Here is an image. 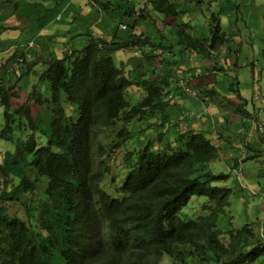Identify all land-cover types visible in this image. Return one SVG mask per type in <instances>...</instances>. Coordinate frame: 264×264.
Listing matches in <instances>:
<instances>
[{"label":"trees","instance_id":"1","mask_svg":"<svg viewBox=\"0 0 264 264\" xmlns=\"http://www.w3.org/2000/svg\"><path fill=\"white\" fill-rule=\"evenodd\" d=\"M5 2L12 1L0 0V6ZM109 4L105 0L104 9ZM178 5L170 0H148L135 9L132 3L120 8L126 16L135 14L132 26L126 30L121 25L126 30L122 34L117 26L110 40L88 36L79 51L63 52L60 57L36 50L40 63L36 56L28 63L15 52L8 59L11 67L18 60L24 62L17 79L38 65L43 67L37 81L45 84L48 96L35 103L39 110L49 109L50 130L44 132L46 144H38L34 135L19 141L15 157L4 163L15 174L13 165L21 161L36 176L47 178V186L44 198L35 203L37 180L25 174L18 177V184L0 192V264H161L164 258L171 264H254L264 256V241L254 223L230 228V189L221 185L228 175L207 171V164L218 159L219 147L205 136L208 132L177 131V117L170 118L168 96L173 81L155 69L142 70L132 78V72L143 67L140 63L129 71L123 63L116 67L109 56L114 51L136 50V56L142 52L150 58L147 49H162L147 32L133 31L142 18L156 19L158 14L174 17L175 44L183 52L207 59L225 47L229 39L217 15H210L208 36L197 38L190 32V21L182 23ZM148 10L152 13L147 14ZM14 88L15 84L0 93L5 109L0 138L4 140H11L14 129L23 126L13 124L10 107L32 131L38 129L31 106H12L11 94H18L11 92ZM130 88L143 92L135 105L126 98ZM149 118L155 135L141 149L124 148L133 135L131 125L138 133L149 130L148 122L146 128L138 126ZM119 151L124 154L122 163L116 165ZM104 187H112L118 196L108 194ZM22 194L29 201L26 206V202H16ZM192 196L206 199L207 212L182 220L179 213ZM7 210L25 213L28 221L20 215L10 216ZM222 217L226 224L220 228Z\"/></svg>","mask_w":264,"mask_h":264},{"label":"rangeland","instance_id":"2","mask_svg":"<svg viewBox=\"0 0 264 264\" xmlns=\"http://www.w3.org/2000/svg\"><path fill=\"white\" fill-rule=\"evenodd\" d=\"M1 1H6V0H1ZM10 1L12 2H5L1 4L0 21H2L5 18V16L8 15V13H11V11L15 9H20L19 12H22V16L26 19L27 25L24 29H20L21 33L17 29L16 30L0 29V93L3 92L4 89H8V87L10 88L12 87V85L15 84V88L14 90H11V92L13 91L12 93H15L16 91H18L17 92L18 94L17 96L16 94H11L12 106L13 107L20 106V104L22 103H27L29 106H31V113L34 119H36L35 125L38 128L32 131L30 126L27 124V122L22 118L21 114L14 112L13 108L11 107L8 108V112L11 114V119L13 121V124H15V126L17 127L21 122V125L24 126V127L21 126L19 129L18 128L14 129V132H12L11 140H4V138L3 139L0 138V166L1 164H3L4 170L12 174L13 172L9 171V166L4 165V163L7 162L6 160H12L15 157V148L19 141H24L28 136L34 135V138L36 139V142L38 144H46V135L44 134V132L46 133L50 130V127L48 125L50 114H49V109L45 107L46 112L39 110L38 105L35 103L36 102L35 100L37 99H38L37 102L41 103L43 101L42 96L45 97L48 96L47 93H44L46 92L45 84L39 83V81H37L39 72H41L43 67L41 68V66L38 65V67L37 68L35 67L34 70L31 69V71H29L27 75L21 77L20 79H17V75L19 74L18 72L20 70L19 68L25 67V65L22 64L24 62L18 60V63L11 67V61H8V59L15 52L16 49L14 50V47L10 45L12 38L10 39L9 42H6L4 44L2 42L3 41L2 39L9 37L12 32L17 33V35L19 33V38L15 41L14 46L16 45L20 46V51H23L27 46V41L30 39V36L34 34V32L41 27V24L44 20L50 19L54 21V18H58L61 15H63L62 21L57 22L55 26H52L51 28L52 30L62 29L61 25H66V23H68L67 21H65L66 15L68 13H64V9L66 8V6L72 1H75L77 4H80L82 0H20L19 2H16L17 4L15 3L14 0H10ZM108 1L110 2V4L106 6V9H104L105 0L97 1V5H96L97 8L95 9L96 14L95 11L89 5H84L83 8H78L77 11H73L72 12L73 20L70 21L69 26H72L73 28H77L78 30L80 28L82 30H94V31L99 30L101 26L99 24L98 19H96V17L98 18L100 15V17L101 16L103 17V21L110 17L113 18L115 21L114 20L108 21L111 25V28L115 30V28L118 26L117 30L120 32L118 33L122 34L123 31L130 29L129 26H132V21L135 20L136 18H135V14L133 13H131L128 16L124 15L123 11H121L120 8L125 9L126 7H131V4L133 3L134 4L133 8L138 9L142 7L143 4L146 3L148 0H108ZM170 1L179 3L178 9L180 11H183L182 14L188 17L190 22L195 21L194 22L195 25H193V28L195 30L196 28H198L197 35H204V33L200 31L199 28L204 29L208 33V23H209L210 15L211 14L217 15L221 30L226 35L227 39L230 40L231 38V41L227 42V44L225 45L224 53L220 52L219 56L215 55L209 58V60L208 59H202V60L210 61L213 68L215 66L217 67V70H221L220 69L222 68L221 64L225 61V59L227 60L228 57L232 56V59L230 58L227 60V64H226L227 74L221 77L218 74L219 82H221L223 85V91L218 92V94L220 95L218 96V98L232 96L235 98L237 97L242 99L243 96L244 99L248 100L250 94L253 91V88L251 87L252 80L250 77L251 76L250 67L252 64V57H254L256 60L262 61L261 53L263 52L264 55V0H185V1L170 0ZM25 2L26 4H31V5L35 4L32 6V10L42 9L41 12L35 15L31 14L30 16H26L25 12H28L29 8L27 6H23ZM182 2L186 3V5L181 7L180 3L182 4ZM86 7H90V8L86 9ZM23 9L24 11H22ZM146 13L151 14L152 12L148 10ZM165 17L166 16L162 14H158L156 19H152V17L150 19L142 18L138 26L136 28H133V31L135 32L137 31L136 33L141 31L143 33L148 32L149 33L148 36L150 38H153L154 41L159 42L161 41L159 39L160 31L157 30L154 26H158L159 28H161L160 27L161 25L163 26L166 25L169 27L167 22L166 23H163L164 21L160 22V20L164 19ZM170 17L171 16H169V18ZM10 20L18 21L17 17L15 18L6 17L0 23V26L3 24V22H7ZM169 22L171 23V20H169ZM121 25H125L126 30L122 29ZM2 26H3L2 28H5L4 25ZM23 26L25 25H21L20 28H22ZM231 30H234L232 37L230 35L232 34L230 32ZM236 30L239 31L240 35H238V31ZM164 33L167 34V31H164ZM228 36H230V38ZM49 44H52V42ZM230 44L232 45V48ZM45 45L47 46L48 44ZM46 46L45 48H43L44 54H47L48 52L51 53L53 49L57 47L56 44H52V47H46ZM6 48H10V50H14V51L11 52L4 51L6 50ZM38 48L39 47H36V50ZM16 52L19 51L16 50ZM56 52L60 56L62 49H58V51ZM135 52L136 50L114 51L109 53V56L113 59V62L116 67H120V63H123L128 67V70L130 71L132 70L131 69L132 67H134L137 63H140L143 66L141 69H143L144 66H146L144 62L145 59L147 60L149 59L146 58L142 54V52L139 54V56H136L134 54ZM192 56L195 58H200V59L202 58L197 54H194ZM36 57L38 63H40L41 62L40 56H36ZM131 58H134V60L130 61ZM218 58L220 61H222V63L217 61ZM32 60H28L27 62L31 63ZM184 60L188 62L187 58H184ZM160 64H161V58L159 55L151 58V64H147V66H149L150 68H155L156 70L158 69ZM218 65L220 68H218ZM7 69H10V71H8L9 73H6ZM141 69L137 68V70H134L131 74L132 78H135L136 75L142 73L143 71ZM255 71L257 75L256 79L258 80V82H261L260 72L264 74V68L262 67V63L257 66ZM175 74L173 76H175ZM168 76L173 77L171 75ZM18 87H20V89ZM260 88L262 90L261 93L264 95V81L260 85ZM231 89H234V91L236 92H231L232 93L231 94L229 92V90ZM31 91L32 93H30ZM254 93H256V91H254L253 94ZM258 93L260 94V92ZM28 97L30 98L28 99ZM142 97H143L142 90H137L136 88H130L127 90L126 98L130 105L137 104V102H139ZM253 101L258 102L257 100L254 99ZM174 107L175 106L170 107V111L168 112V114L170 118L177 117L178 129H181L179 126L181 120L179 119L178 114H176ZM205 117L207 119H210L211 122V118L209 116H205ZM227 119H229V117H227ZM4 121H5V109H4V105L1 104V99H0V130L3 126ZM147 122L148 124L151 125L150 129L149 130L145 129L141 133H138V129H136V126L131 125L129 131L133 135L132 138L124 145V148L128 150L141 149L145 146L147 141L155 135L154 129L156 127L153 125V121L151 122L150 118L144 121L143 123L142 122L139 123L138 124L139 128L140 129L146 128ZM157 123L158 124L160 123L159 119ZM160 129L161 127H157V133H160ZM211 130L213 131L212 128ZM216 130L220 131L221 129L217 128ZM205 132H209V131H205ZM228 132L230 134V144L228 145L232 144V146L227 150L229 152V155L225 157L220 156L217 160L207 164V171L214 174L223 173L228 175L226 181L221 183V185L230 189V196H229L230 204L228 208V217L230 216L229 219L230 228L237 229L246 223H254L255 231L257 232V234H259L262 237L264 241V198L260 199V195H251L250 193V190H252L257 194H264V139L262 141H259L258 133L256 134L255 132L250 135V139L252 142L254 141L258 142L257 145L259 147L258 151L260 154L259 162H253L247 165L253 160L246 158L243 160L242 163L240 162L238 164L237 161V163L235 164V159L238 157L242 158L244 156V151H242V149H240L238 145L235 144L236 143L235 135L234 136L232 135L231 129H229ZM208 136H212L211 133H208ZM154 146H158V145L154 144ZM123 154H124L123 151H119L118 155L115 158L116 165L122 163ZM27 159L28 162H30L31 156L27 157ZM13 167L17 168V171L15 172V174H12L10 176L7 175V173L5 175V173L3 172L4 170L0 171V192L2 193V189H7L16 182L18 184L19 183L18 177H21L22 175L25 174L27 177L31 176L29 178L30 180H37L39 196L37 195L36 197H33L32 203L38 202V199H43L44 189L47 186V178L36 176L33 172L30 171L29 166L23 164L21 161H19L17 165L14 164ZM18 168H20L22 173L18 172ZM115 172L116 171L114 170L113 173ZM105 186L109 187L107 184ZM110 188L104 187L105 192H107L112 196L117 197L118 196L117 193H115V191ZM18 201L26 202L25 195L22 194L21 197L18 196L16 202ZM28 203L29 201L25 203V206ZM206 212H207L206 199L203 197L197 198L195 196H192L187 206L184 207L179 213V217L182 220H192L197 218L198 216L205 215ZM8 214L10 216L13 214H15V216L20 215L21 218L28 221V218H26L25 213L21 215L19 213H16V211L10 210L8 211ZM35 216H36V211L34 210L29 220L33 222ZM225 220L226 217H222L219 220L218 226L220 228H223L225 226L226 224ZM161 264H171V263L169 259L164 258L162 259ZM254 264H264V256L258 259Z\"/></svg>","mask_w":264,"mask_h":264},{"label":"crops","instance_id":"3","mask_svg":"<svg viewBox=\"0 0 264 264\" xmlns=\"http://www.w3.org/2000/svg\"><path fill=\"white\" fill-rule=\"evenodd\" d=\"M15 1L19 2L20 0H15ZM97 1L98 0H82L80 4H77L75 1L70 2L64 9V13H68L65 19V21H67L68 23H66V25H61L62 29L52 30L51 29L52 26H55L57 22L62 21L63 15H61L58 18H54V21L50 19L44 20L41 24V27L38 30H36L34 34L30 36V39L27 41V46L23 51H20V46L18 45L14 46L15 41L19 38V33L17 35V33L12 32L9 37L5 39L3 38L2 42L4 44L6 42H9L10 39L12 38L10 45L14 47V50L16 49L19 51L16 52L15 50L16 55H24L25 59L28 61V60H32L34 56H37L36 47H39L37 50L42 51L43 54V48H40V45L45 47L46 46L45 44H48L46 47H52V44H56L57 47L53 49L52 53L53 55L60 57L56 52L58 51V49H62L60 55L63 52L70 53L71 51H79L85 44V41L88 39V36L100 37L103 40H110L112 34L114 33V30L111 28V25L108 22L114 20L111 17L104 21L102 16L100 17L99 15L98 18L96 17V19H98L99 24L101 26V28L96 31L82 30L81 28L78 30L77 28H73L72 26H69L70 21L73 20L72 18L73 11H77L78 8H83L84 5L91 6V8L95 11V9L97 8L96 6ZM185 5L186 3L182 2L181 7ZM23 6H27L29 8V11L25 12L26 16H30L31 14L35 15L41 12L42 10V9L32 10L33 5L26 4V2L23 4ZM87 8L90 7H86V9ZM24 9L22 11H24ZM19 10L20 9H15L11 11V13H8V15L5 16V18L17 17L18 19V21L10 20L7 22H3L2 25H4L5 29L7 28L6 30L17 29L20 32V29H24L26 27L27 21L22 16V12H19ZM168 18L169 16H166L164 19H161L160 22L163 21H164L163 23L167 22L169 27L166 25L164 26L161 25L160 26L161 28H159L158 26H154L157 30L160 31L159 39L161 41L156 42L153 40V38L152 40L155 43H161L162 49L154 48L149 51L147 49L146 52L150 58H148L149 60L145 59L144 62L146 66H144V68L141 70L150 71L151 69H155V68H150L149 66H147V64H151V58L160 55L161 64L158 67V69L155 70L156 74H160V75L166 74L173 76L175 73H177L173 77L169 76L170 80L172 81L175 80L178 82L173 81V85L170 88L171 93L168 96V99L171 100L170 105L173 104L172 106H175L174 109L176 111V114H178L179 119L181 120V123L179 125L181 129H178L177 131L182 132L184 129H193L200 132L209 131L208 133H211L212 136H208L207 133L205 136L209 139L211 138V140L219 147V156H218L219 158L220 156L225 157L229 155V152L227 150L232 146V144L228 145L230 144V134L228 130L231 129L232 135L233 136L235 135V139H236L235 144H237L238 147L242 149V151H244V156L242 158L238 157L235 159L236 163L237 161L238 164L240 162L242 163L243 160L246 158L253 160L247 165L253 162H259L260 154L258 151L259 150V147L257 145L258 142L255 141L252 142L250 139V135L253 134L254 132L257 134V131L255 129V123L257 121H262L264 123V113L259 114V109L264 106V95L261 93L262 90L260 88V85L264 81V74L260 72L261 82H258V80L256 79L257 75L255 71L257 66L261 63H262V67L264 68L263 52L261 53L262 61L256 60L254 57H252V64L250 67L251 69L250 77L252 80L251 87L253 88V91L250 94L249 99L246 100L244 99L243 96L242 99L237 97L235 98L232 96L218 98V96H220L218 92L223 91V85L221 82H219L218 74L220 77L225 76V74H227L226 71L227 60L230 58L232 59V56L228 57L227 60L225 59L223 63L218 58L217 61L222 63L221 64L222 68H220L218 65V68H220L221 70H217V67L214 66L213 68L210 61H208L209 58H211V56L207 57L208 60H202L200 58L193 57L192 55L189 54V52L186 51L183 52L182 47L175 44L176 42L174 38L175 19L172 16L169 19ZM169 20H171V23L169 22ZM182 20H183L182 23L189 22V18L186 17L184 14H182ZM2 21H0V23ZM194 22L195 21L189 22L190 26H192V29L190 31L191 34L197 38H206L208 36V33L204 29L199 28L200 31L204 33V35H197L198 28H196V30L193 28V25H195ZM21 25H25V26L20 28ZM164 31H167V34H165ZM233 31L234 30L230 31L232 33L230 34L231 37L233 36ZM147 34L149 33L147 32ZM238 35H240L239 31H238ZM228 37L230 38V36ZM47 41L49 43L52 42V44H49ZM229 41H231V38ZM230 46L232 48L231 44ZM14 50H10V48H6V50L4 51L11 52ZM224 51H225V47H221L214 54L219 56V53L220 52L224 53ZM184 58H187L188 62H186ZM196 73L198 75H196ZM186 89L196 91L198 93V98H191L187 96L184 92V90ZM254 91L260 92L261 100H257L258 102H255L252 99L253 95L255 94V93L253 94ZM206 92L208 93L205 94ZM205 116H209L211 118V122L210 119H207ZM227 117H229V119H227ZM211 128L213 129V131L211 130ZM217 128L221 130L220 131L216 130ZM258 137H259V141H262L264 139V137H262L259 134Z\"/></svg>","mask_w":264,"mask_h":264},{"label":"built area","instance_id":"4","mask_svg":"<svg viewBox=\"0 0 264 264\" xmlns=\"http://www.w3.org/2000/svg\"><path fill=\"white\" fill-rule=\"evenodd\" d=\"M122 29H124L125 27L122 26ZM137 54H139V52H137ZM185 94L191 98H198V93L196 91L190 90V89H186L184 90ZM253 99L254 100H261L260 99V94L258 92H256L253 95ZM264 113V106L262 108L259 109V114H263ZM255 129L257 131V133L259 135H264V123L262 121H257L255 123ZM251 195H260V199L264 198V194H257L256 192L250 190Z\"/></svg>","mask_w":264,"mask_h":264},{"label":"bare ground","instance_id":"5","mask_svg":"<svg viewBox=\"0 0 264 264\" xmlns=\"http://www.w3.org/2000/svg\"><path fill=\"white\" fill-rule=\"evenodd\" d=\"M122 27V26H121ZM125 29V28H124ZM194 91V90H193Z\"/></svg>","mask_w":264,"mask_h":264}]
</instances>
